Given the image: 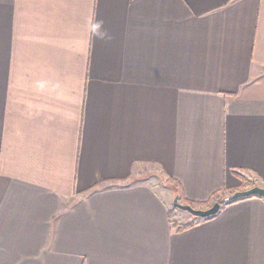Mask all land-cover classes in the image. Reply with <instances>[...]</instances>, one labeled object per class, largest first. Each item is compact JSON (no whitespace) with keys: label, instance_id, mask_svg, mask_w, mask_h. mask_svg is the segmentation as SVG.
I'll return each instance as SVG.
<instances>
[{"label":"crops","instance_id":"1","mask_svg":"<svg viewBox=\"0 0 264 264\" xmlns=\"http://www.w3.org/2000/svg\"><path fill=\"white\" fill-rule=\"evenodd\" d=\"M254 185L264 0H0V264H264V197L173 224Z\"/></svg>","mask_w":264,"mask_h":264},{"label":"water","instance_id":"2","mask_svg":"<svg viewBox=\"0 0 264 264\" xmlns=\"http://www.w3.org/2000/svg\"><path fill=\"white\" fill-rule=\"evenodd\" d=\"M251 196L264 197V187L255 185L248 189L234 191L224 196L220 202H214L205 208H197L181 202L179 195L176 193L173 197L172 204L178 209L189 212L195 218L205 219L217 214L222 204Z\"/></svg>","mask_w":264,"mask_h":264},{"label":"rangeland","instance_id":"3","mask_svg":"<svg viewBox=\"0 0 264 264\" xmlns=\"http://www.w3.org/2000/svg\"><path fill=\"white\" fill-rule=\"evenodd\" d=\"M242 190V189H241ZM237 191V190H236ZM175 194H176V191H175ZM174 194V195H175ZM231 194V193H230ZM226 195H228V194H226ZM226 195H224V196H226ZM223 196V197H224ZM222 197V198H223ZM173 205V204H172ZM211 205V204H210ZM209 205V206H210ZM173 207V210H175V212H177V214H178V217L176 218V219H174L173 220V224L174 225H180L179 223L181 222V225L183 224V220H184V218H182L181 216H187V217H189V218H195L193 215H191L189 212H187V211H184V210H181V209H178V208H176L174 205L172 206ZM197 208H202V206H196ZM208 207V206H207Z\"/></svg>","mask_w":264,"mask_h":264},{"label":"trees","instance_id":"4","mask_svg":"<svg viewBox=\"0 0 264 264\" xmlns=\"http://www.w3.org/2000/svg\"><path fill=\"white\" fill-rule=\"evenodd\" d=\"M254 186H255V185H254ZM174 189H175V188H174ZM175 191H176V189H175ZM176 192H177V191H176ZM222 197H223V196L214 197L213 200H212L211 202H208V203H206V204H204V205H205V206H208V205H210V204H213L214 202H220L221 199H222ZM255 197H258V196H255ZM183 203L188 204V205L193 206V207H196V206H197V204H195V203H193V202H190V201H186V200H184ZM224 204H226V203H224ZM222 205H223V204H222ZM189 226H190V224L174 225V227H175V229H176L177 231H181V230H183V229H186V228H188Z\"/></svg>","mask_w":264,"mask_h":264}]
</instances>
